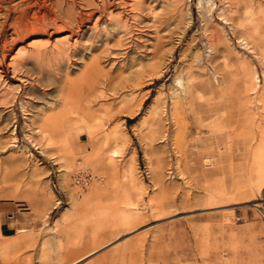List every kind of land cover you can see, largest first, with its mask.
I'll return each instance as SVG.
<instances>
[{"label":"rangeland","instance_id":"obj_1","mask_svg":"<svg viewBox=\"0 0 264 264\" xmlns=\"http://www.w3.org/2000/svg\"><path fill=\"white\" fill-rule=\"evenodd\" d=\"M213 1L206 25L199 0H7L0 264L57 226L74 264H264V0Z\"/></svg>","mask_w":264,"mask_h":264},{"label":"bare ground","instance_id":"obj_2","mask_svg":"<svg viewBox=\"0 0 264 264\" xmlns=\"http://www.w3.org/2000/svg\"><path fill=\"white\" fill-rule=\"evenodd\" d=\"M0 5L3 6V7H7L6 13H3V15H2L3 16V20L0 23L1 25H3V23L9 18V13L7 12V10L9 11L10 9H9V6H7L8 5L7 4V0H0ZM214 6H215V2L213 0H199V2H198L199 11L202 13L203 20H204L206 25L210 21V19L212 18V13H213V10H214ZM224 18L226 19V17H224ZM191 21H192V17H191L190 10L188 8L187 9L186 23L190 24ZM242 40L244 41L243 42L244 45L247 46L248 42L245 39H242ZM64 49H66V48H64ZM208 51H209V54H210L211 51H212V47L211 46L208 47ZM195 56H196V59L200 60V52H197L195 54ZM256 80H257V82H259V80H260L259 76L256 77ZM175 82L177 84V87L172 90L171 100H172V116H173V119H174V121L176 123V126L178 128V131L176 132V135L174 137L178 140L179 137H180V134H181L179 132V130H181V128L183 129V127L186 126V118H187V114L184 113L185 111L183 110L184 111L183 112L180 109L183 108V105H188L189 104L188 101H189L190 95L192 94V90H191V87H190L191 84L189 85V83L186 81V79L180 74L176 77V81ZM258 101H259L260 107L258 108V111L253 114L252 122H253V124H255V126H256V128L258 130L259 139L261 140L262 137H264V98L262 99V97H260V99ZM185 107H187V106H185ZM134 112H136V111H134ZM250 113H251V111H250ZM51 128L52 127H50L49 130ZM52 130H54V129H52ZM50 139H48V140H50ZM176 139H174V140H176ZM177 140L174 141V143L177 142ZM115 153H117V152L115 151L114 154ZM95 190H96V187L93 188L90 191L94 193V192H96ZM130 205L131 206L133 205V207H134L135 205H137V203L135 201H133V202H131ZM255 205L258 206L259 204L256 203ZM57 228H59V227L58 226L56 228L53 227V229H51L50 232H48L47 234H45L44 236L41 237V239L39 241V245H38V258H39V261H38L37 264H74L75 262H78L79 260H81L82 258L85 257L84 256L85 254H81V253L77 254L76 251L70 250V249H68L69 247H66L65 241H63V239H65V237H66V234H64V232L62 230L57 231ZM70 234H69V236H70ZM157 239L158 238L153 236V238L150 240V242L148 244L149 249L154 247V244H155L154 241L157 240ZM110 242H108L107 244H110ZM107 244H105V245H107ZM98 249H95V250H98ZM95 250H93L92 252H94ZM92 252H90V253H92ZM90 253H88V254H90ZM152 262H154V261H153V259L150 258V260L148 261V264H152Z\"/></svg>","mask_w":264,"mask_h":264},{"label":"crops","instance_id":"obj_3","mask_svg":"<svg viewBox=\"0 0 264 264\" xmlns=\"http://www.w3.org/2000/svg\"><path fill=\"white\" fill-rule=\"evenodd\" d=\"M5 208V206H3ZM1 209V208H0ZM17 230V222L15 221V216L8 215V211L0 210V231L3 234H12Z\"/></svg>","mask_w":264,"mask_h":264}]
</instances>
